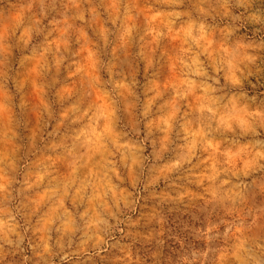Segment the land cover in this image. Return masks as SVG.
Masks as SVG:
<instances>
[{
    "label": "rangeland",
    "instance_id": "1",
    "mask_svg": "<svg viewBox=\"0 0 264 264\" xmlns=\"http://www.w3.org/2000/svg\"><path fill=\"white\" fill-rule=\"evenodd\" d=\"M0 264H264V0H0Z\"/></svg>",
    "mask_w": 264,
    "mask_h": 264
}]
</instances>
